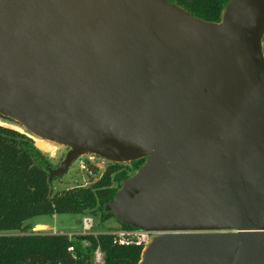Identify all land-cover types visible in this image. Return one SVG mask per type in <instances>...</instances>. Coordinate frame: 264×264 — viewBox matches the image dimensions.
I'll return each instance as SVG.
<instances>
[{
	"label": "water",
	"instance_id": "95a60500",
	"mask_svg": "<svg viewBox=\"0 0 264 264\" xmlns=\"http://www.w3.org/2000/svg\"><path fill=\"white\" fill-rule=\"evenodd\" d=\"M264 0L220 22L169 0H0V114L147 160L107 203L139 264H264Z\"/></svg>",
	"mask_w": 264,
	"mask_h": 264
},
{
	"label": "trees",
	"instance_id": "16d2710c",
	"mask_svg": "<svg viewBox=\"0 0 264 264\" xmlns=\"http://www.w3.org/2000/svg\"><path fill=\"white\" fill-rule=\"evenodd\" d=\"M201 19L220 22L230 0H169ZM37 140V138H36ZM147 158L133 161L131 169L109 166L89 185L54 191L50 162L28 134L0 124V264H139L144 244H121L116 229L102 232L64 233L34 231L27 221L54 213L99 215L115 213L107 203L115 199L125 179L132 177ZM97 173L98 168L91 166ZM114 182L120 186L115 187ZM121 222V221H120ZM120 228H135L121 222ZM119 229V228H118ZM73 246L74 251L69 247ZM97 251L103 263H95Z\"/></svg>",
	"mask_w": 264,
	"mask_h": 264
},
{
	"label": "rangeland",
	"instance_id": "374dc122",
	"mask_svg": "<svg viewBox=\"0 0 264 264\" xmlns=\"http://www.w3.org/2000/svg\"><path fill=\"white\" fill-rule=\"evenodd\" d=\"M0 124L13 127L33 138L35 145L41 150L51 164L48 166V170L53 176L52 186L54 191L73 187L75 185H89L92 181L98 179L109 166L114 164H118L120 166V170L131 169L133 166L134 160L112 161L101 155L87 152L78 155L66 170H62V162L66 160L69 153L73 150L71 146L53 139L38 137L32 131L27 129L21 122L2 114H0ZM83 164L85 167H83ZM91 166L98 168V172L96 173ZM113 185L115 187L120 186L118 182H114ZM85 215H91L94 218V232L108 231L121 227V222L116 215L107 220H102L99 215H94L89 212L85 214L54 213L39 215L29 219L27 224H29L34 231H56L71 234L82 233L84 230L82 219ZM40 222H45L48 226L45 225V227L44 224ZM102 260V253L97 251L94 256L95 263H100Z\"/></svg>",
	"mask_w": 264,
	"mask_h": 264
},
{
	"label": "built area",
	"instance_id": "2783aa9c",
	"mask_svg": "<svg viewBox=\"0 0 264 264\" xmlns=\"http://www.w3.org/2000/svg\"><path fill=\"white\" fill-rule=\"evenodd\" d=\"M261 47H262V53L264 57V34L261 41ZM83 167L85 165L83 164ZM94 218L91 215H85L82 219V225H83V232H93L94 228ZM116 235V238L118 242L121 244L129 243V242H137L138 244H144L145 247L147 246V243L149 242L150 238H152L154 232L150 230H146L143 228H119L113 231ZM70 251H74V247H69Z\"/></svg>",
	"mask_w": 264,
	"mask_h": 264
},
{
	"label": "bare ground",
	"instance_id": "6f19581e",
	"mask_svg": "<svg viewBox=\"0 0 264 264\" xmlns=\"http://www.w3.org/2000/svg\"><path fill=\"white\" fill-rule=\"evenodd\" d=\"M34 134H36V133H34ZM38 137H41L42 138V136H40V135H38V134H36ZM44 138V137H43ZM45 139H49V138H45ZM153 238V237H152ZM152 238H150V240H149V242L147 243V246L151 243V241H152Z\"/></svg>",
	"mask_w": 264,
	"mask_h": 264
},
{
	"label": "crops",
	"instance_id": "0c3cea01",
	"mask_svg": "<svg viewBox=\"0 0 264 264\" xmlns=\"http://www.w3.org/2000/svg\"><path fill=\"white\" fill-rule=\"evenodd\" d=\"M40 223H42V224H44V226L46 225V226H48V224L47 223H45V222H40ZM45 226V227H46ZM54 232H56V231H54ZM69 234H71V233H69ZM100 252V251H99ZM102 253V252H101ZM103 255V254H102ZM103 261H104V257H103V260H102V262H100V263H103Z\"/></svg>",
	"mask_w": 264,
	"mask_h": 264
}]
</instances>
